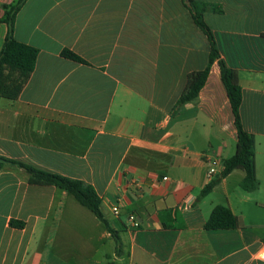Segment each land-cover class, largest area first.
Wrapping results in <instances>:
<instances>
[{"label":"crops","instance_id":"0c3cea01","mask_svg":"<svg viewBox=\"0 0 264 264\" xmlns=\"http://www.w3.org/2000/svg\"><path fill=\"white\" fill-rule=\"evenodd\" d=\"M194 1L219 10L202 17L212 14L218 60L237 75L255 187H241L240 168L206 178L205 161L236 145L217 60L196 98L176 105L210 51L183 0H25L13 38L38 53L16 100L0 98V159L92 186L113 234L72 195L0 160V264H264V0ZM13 2L0 0V21ZM5 34L0 22V49ZM132 175L145 179L138 192L123 188ZM216 206L236 228H204Z\"/></svg>","mask_w":264,"mask_h":264},{"label":"trees","instance_id":"16d2710c","mask_svg":"<svg viewBox=\"0 0 264 264\" xmlns=\"http://www.w3.org/2000/svg\"><path fill=\"white\" fill-rule=\"evenodd\" d=\"M183 1L184 5L190 11L195 25L206 36L210 51L206 68L202 71L188 75L186 87L177 100L176 105H181L196 98L207 79L211 64L217 60L220 71V80L226 92L233 116V125L236 130L235 153L229 159L222 161L223 166L219 178L228 175L234 169L240 168L245 174L241 182V187L244 190H252L256 185L253 167L254 142L252 135L245 132L240 125L238 109L241 95L237 82V75L235 71L226 68L223 63L218 60L219 56L211 31L202 17L203 13L207 10H213L216 12H219V10L211 5L209 6L205 3H200L194 0ZM24 2L25 0H14L12 4L2 7L4 10V16L0 22L5 24L6 34L0 49V98L8 101H15L22 88L27 83L34 69L38 53L35 48L19 43L13 38L14 19ZM61 56L74 62L85 63L80 57L68 50H63ZM0 160L21 167L27 174V181L29 184L54 186L72 195L81 206L88 209L108 228L99 209L100 198L92 186L85 184L82 181L42 171L20 162L4 159ZM217 179L208 183L200 191L198 198L208 194L217 182ZM10 226L20 228L22 227V224L10 221ZM236 227V217L228 208L223 206H216L211 211L204 225L206 230L234 229ZM108 230L113 234L109 228ZM113 239L118 248L120 245L119 238L113 235Z\"/></svg>","mask_w":264,"mask_h":264},{"label":"built area","instance_id":"2783aa9c","mask_svg":"<svg viewBox=\"0 0 264 264\" xmlns=\"http://www.w3.org/2000/svg\"><path fill=\"white\" fill-rule=\"evenodd\" d=\"M206 165V178L210 181L212 178H214L218 173L222 170V161L218 157L209 158L205 161ZM168 178L166 176L161 177L159 179V182H165ZM155 182H158L157 180ZM145 185V179L138 175H132L128 176L124 183L123 188L124 190H134L139 191L142 189V187ZM112 213L114 216H117L119 214V209L117 206H113L111 208ZM128 222L130 223V226L134 229L138 228L139 224L136 221L135 217L133 215H128L127 217Z\"/></svg>","mask_w":264,"mask_h":264},{"label":"rangeland","instance_id":"374dc122","mask_svg":"<svg viewBox=\"0 0 264 264\" xmlns=\"http://www.w3.org/2000/svg\"><path fill=\"white\" fill-rule=\"evenodd\" d=\"M213 16H212V14H210V13H207L206 14V16H205V22L207 23V24H210V22H212L213 21Z\"/></svg>","mask_w":264,"mask_h":264}]
</instances>
